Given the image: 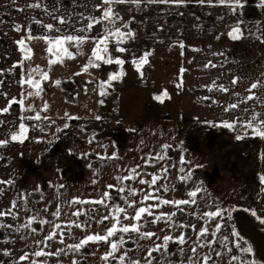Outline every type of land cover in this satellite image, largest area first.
Masks as SVG:
<instances>
[{
	"label": "crops",
	"instance_id": "0c3cea01",
	"mask_svg": "<svg viewBox=\"0 0 264 264\" xmlns=\"http://www.w3.org/2000/svg\"><path fill=\"white\" fill-rule=\"evenodd\" d=\"M37 3L40 7H28ZM100 3L101 0H0V109L8 106L13 98L23 101V106L13 103L8 112L0 113V139H9L7 145L0 146V180L14 181L13 184H0V189H3L0 192V211L12 208L13 200L17 205L12 208L14 215L0 217V264H42V257L34 255V252L43 248L45 241L42 229L45 213L42 212H51L49 207L61 209L75 206L74 199L48 198V194L57 197L59 192L65 188L70 189L72 185L65 183L60 172L66 160L85 163L83 168L90 180L87 186L94 176L112 175L113 171L107 167L87 169V154L94 153L92 147L87 148V133L95 131L93 128L99 130L101 120L112 121L114 125H111L116 126L124 118L133 117L135 111L139 112L141 104L150 110L155 109V97L165 90L167 96H162L163 145L168 144L170 147L163 149V156L169 160L173 156H178L180 160L183 157L185 162L181 163L179 173L187 175L191 171L192 181L173 183V171L168 167L166 178L165 173L163 174V182L152 186L160 188L154 195L162 199L182 200L189 199L187 193L197 187L201 191L195 197L196 204L179 207L161 205L152 209L156 214L174 212L172 228H169L165 220L152 223L154 217L147 214L142 221L137 222L142 226L141 231L155 232L160 237L165 234L173 237L181 233L185 235L184 245L170 242L168 254L154 252L153 264H181L182 261L183 264H188V257L192 255L190 249L193 241L198 240L197 232L201 227H207L209 231L199 238L198 243L205 246L197 247L198 257L194 259L203 257L211 250L209 264H241L242 254L248 256L247 264H264V182L260 179L264 176V138L252 135L251 129H247L249 134L241 140L235 139L236 134H231L233 132L228 135L229 146L234 144V149L228 151V155H232L231 159L234 161L239 159L240 163L248 165L252 161V153L248 151L256 145L253 148L257 149L253 152L256 166L254 175L258 174L259 180L254 176L255 182H251L248 168L242 170L244 173L240 176L241 172L227 171L228 167L221 170L223 166L218 165L213 166L209 182L202 181L203 176L187 164V159L195 151L189 148L188 140L182 136L181 130L177 133L181 127L193 124L194 120L213 118L218 119L222 125L223 119L220 116L226 112L227 122L237 121L239 118L235 129H241L240 135L245 131L243 122L250 120L256 113L264 117V0H239L235 11L232 5L219 4L217 0H213L211 4L207 0L203 4L198 0H184L182 4L161 3L159 0L151 3L149 0H141L139 5L114 4L112 7L120 17L114 24L102 21L94 24L90 30L80 31L90 23L87 17H100L101 10L95 7ZM60 18L65 22L61 23ZM48 24L53 25V28H46L45 25ZM237 24L243 35L240 39L233 40L228 32ZM16 26L20 27L19 31ZM117 27L126 35L108 36L107 52H99L104 59L96 60L92 57L93 49L97 46L96 38L106 32H114ZM65 35L88 37L79 46L74 42L63 45V48L72 53V58L59 50V46L50 45L49 40L45 39L48 37L54 40ZM20 40L25 41L23 51L22 46L17 43ZM50 47L53 48L52 52L48 51ZM100 47L103 49L105 46ZM119 48L126 51L120 52ZM146 53H150L147 62H150V58H180L178 70L163 76L162 87L152 83L155 75L149 71L136 70L130 66L134 59L139 61ZM25 56L30 58L26 59ZM109 56L113 61L116 58L123 60L121 67L125 71L123 77L119 81L116 79L111 85L105 83L109 73L106 69H112L115 63L105 62ZM20 61L22 64L18 63ZM85 65H89L88 69L82 71ZM33 69L38 70L33 72ZM29 73L34 80L39 81V95H35L36 88L21 83L28 78ZM42 73H47L48 79H42ZM235 78L239 79L233 84ZM126 79H130V82L124 84ZM257 82L259 86L250 93L251 84ZM250 94H254L257 99L246 100ZM103 96L106 98L103 99ZM232 104L239 106L229 108ZM105 109L110 113L98 121L87 117V114ZM188 111L195 113L189 115ZM183 113L186 117L182 116ZM37 114L40 116L39 120L29 119ZM21 123L27 126V138L23 143L11 141V132H18ZM173 126L180 128L173 130ZM189 141L193 142L192 138ZM236 145L239 146L236 148ZM50 158H54L56 164L43 166V160ZM181 168L184 172L180 171ZM92 185L94 192L117 189L115 183L107 181ZM108 185L114 187L109 188ZM162 186H166L168 190L165 191ZM126 189L136 190L135 196L128 194L131 195L130 201H137L136 207L157 202L148 200L140 203L143 195L151 190L147 184L133 183ZM94 195H91L89 201L96 207L88 208L84 229L87 228V235L97 232L103 235L116 222L113 218L115 211H112L108 220L98 223L108 214L104 210L105 203H96L103 198L102 195ZM120 207L126 208L129 216L134 215L135 208H128L124 204ZM216 211H221L222 215L212 218L202 216L204 212ZM53 212L52 210L50 217H53L51 219L54 224L64 222V218L56 221ZM119 217L120 225L130 223L124 219L123 213ZM30 218L31 225L21 227ZM67 221L70 219L67 218ZM75 223L72 224L73 227L76 226ZM217 223L221 228L213 236ZM181 224L195 227L175 226ZM121 236L125 243L115 256L118 258L127 251L128 257L124 264H128L130 259L146 264L147 249L162 243V239H142L134 232H117L116 236L109 239L118 241ZM224 236L228 240L221 242ZM209 240L212 241L211 245L207 244ZM239 242L241 247L250 248L251 251L242 252L236 247ZM180 248L184 249L183 256L180 255ZM229 248L232 249L231 252L228 251ZM5 250L10 255H4ZM110 250L109 243L89 242L84 264H119L118 259L109 257L105 261L101 258ZM217 252L221 255L217 256ZM25 253L28 254V259L19 260ZM233 255L239 256L240 260H231ZM40 259L42 260L38 262Z\"/></svg>",
	"mask_w": 264,
	"mask_h": 264
},
{
	"label": "rangeland",
	"instance_id": "374dc122",
	"mask_svg": "<svg viewBox=\"0 0 264 264\" xmlns=\"http://www.w3.org/2000/svg\"><path fill=\"white\" fill-rule=\"evenodd\" d=\"M251 57H253V55H251ZM150 59L152 61L150 60V62L142 64L139 69H137L136 64L133 62L130 66L133 69L144 72L149 71L155 75V77H153L152 83H156V85L160 87H162L163 84V76L166 77L167 74L170 75L176 72L175 69L178 70L177 67L180 65V58ZM106 70H109L108 79L106 82H108L110 85L112 82L114 83V81H116H109L110 74H118L119 78L117 81H119L125 74L121 64L114 63L112 69L108 68ZM129 82L130 79H126L123 83L126 84ZM160 96H162V94ZM143 97L145 98V96ZM105 98L106 96H103V99ZM178 98H180V96H178ZM178 101L179 100L177 99V102ZM156 102V108L153 110H150L147 106L144 107V104H141L139 112L135 111L137 113L134 112L133 117L124 118L121 123H118L116 126L111 125H114V123H111L112 121L108 122L101 120L99 125L102 126L99 128V130L97 128H93L95 131H92V133H87V148L92 147V150L94 151V153L90 152L87 154V169L107 167L110 171H113L112 175L94 176L96 180L95 178H92L93 181H91L89 186H87V183L90 180L87 173L85 174V170L83 168L85 163L78 160H66V164L62 166L60 172L63 174L65 183H71L72 185L70 186V189L65 188V190L59 192L60 195L56 194L57 197L52 194H48V198H70L79 202H75V206L70 208L64 207L58 209L56 207H49L51 212H46V210L42 212L45 213L44 222L42 225L45 237L51 235L53 231L56 232V235L53 239H45L42 248L43 251L46 253H55L58 249H63L59 255L41 256L43 259L42 264H52L53 262L59 264H72L73 261H76V264H84V258L87 256V245L79 250H75L70 246L78 244L80 240L87 235V228L84 229V223H87V211L90 207H96L95 204H92L89 201V199H91V195L95 196V193L102 195L105 192L109 194V197L102 196L105 203L104 210L109 216L112 211H115V206H120L121 204L127 205V202L131 200V195H128L130 194L129 189H126L130 188L131 184L139 183L140 179L150 181L152 178L151 174L153 173L161 176V179L158 180L157 183H162L164 174L161 171L162 168H172V182H181L179 179V177L182 176V174L180 175L179 173L181 160L178 158V156H173L171 160L167 158H164L163 160L156 159L157 154L163 155L162 145L164 140L162 99H156ZM109 113L110 111L105 109L101 112L95 111L94 114H87V117H91L92 121H98L100 118L108 115ZM191 113H195V111H188L189 115ZM182 116L186 117L185 113H183ZM97 117H99V119H97ZM220 118L223 119L222 122L227 121L226 112H224L223 116L221 115ZM217 120L218 119L213 120V118L204 121L194 120L193 124L183 126L181 128L179 127L180 129L173 126V130L179 129L177 130L178 134L181 130L182 136L186 137L188 140L189 148L192 151H195L194 155L190 159H187V164L192 168V170L197 171L201 176H203L202 181L210 182V179L212 178L211 173L212 170H214L213 166L218 165L223 166L221 170L228 167L227 171L233 170L232 172L235 171L236 173H239L242 170H247L248 168L247 171L248 175L252 179L251 182H255L254 176L256 180H259L258 174L254 175L256 166L254 165L255 158L253 156V152L257 149L253 148H255L256 145H254V147L250 148L248 151L249 153H252V161H250L248 165H246V163H240L239 159H236L235 161L232 160V155H228V151L234 149V144H232L233 146H229L228 135H239V130L241 129L234 128L230 131L228 128L221 126V123ZM182 124L185 125L184 123ZM108 125H110V127ZM93 135H95V137H93ZM190 138H192L193 142L189 141ZM238 146L236 145V148ZM117 150L122 151L123 153H119ZM113 154H115V156ZM174 154L175 153L173 151V155ZM145 160H148L149 162L145 163ZM43 161V166L49 163L56 164V160L54 158ZM137 165L140 167L137 168ZM197 165H199V167H197ZM134 168L136 169V172L140 174L139 176H135L133 179H116V177H127L129 175H134L131 172V170ZM243 173L241 172L239 175L243 176ZM106 181L110 184L112 182L115 183L117 189L105 191L96 190L95 192L93 191V183H104ZM187 181L192 180L189 179ZM120 187L124 188L125 190L120 192ZM52 210L54 211L53 213L57 212V210L60 212L59 216H55L56 221H60L64 218V222L58 223V225H60L59 228H55V225L57 224H54L53 219H51L53 217H50L52 216ZM67 210H69V212H62ZM76 212H79L80 215H74ZM234 217L236 218V216ZM67 218H69L70 221L73 220V222H76V225L80 224L81 226L73 227V223L67 221ZM235 218L232 219L234 223ZM42 259H40L38 262H40ZM241 259L247 264L248 256L246 254H242Z\"/></svg>",
	"mask_w": 264,
	"mask_h": 264
},
{
	"label": "snow or ice",
	"instance_id": "6c2138e0",
	"mask_svg": "<svg viewBox=\"0 0 264 264\" xmlns=\"http://www.w3.org/2000/svg\"><path fill=\"white\" fill-rule=\"evenodd\" d=\"M149 2H156V0H149ZM159 2L161 3H167V2H172V3H177V4H182L184 3V0H159ZM199 3L203 4L206 2V0H198ZM213 2V0H207V3L211 4ZM217 2L219 4H230L233 6V11L236 10V5L239 4V0H217ZM123 3H132V4H136L139 5L141 3V0H101L100 4H97L95 7L99 10H101V15L99 18L91 16V17H87V19L90 21V23L87 24L86 29H81L80 31H86V30H90L94 24L97 23H101L102 21H109L110 23L114 24L116 19H120L119 17V13L115 12L113 9V5L114 4H123ZM28 7H40V5L37 4H31L28 5ZM60 22L64 23V19L60 18ZM46 28L48 29H52L53 25L48 24L45 25ZM16 30L19 31L20 27L16 26ZM126 34L120 31V28L117 27L115 29L114 32H106L105 35L96 38L97 39V46L93 49L92 52V57H94L96 60H100V59H104L101 55H99V52L102 50L104 52H107V40H108V36H117V37H124ZM127 35H131V33H127ZM228 35L233 39V40H238L241 38V36L243 35V33L241 32L240 26L239 24H237L236 26L232 27L231 31L228 32ZM29 38H32L29 35ZM45 39L49 40V44L53 45V46H59V50L63 51L69 58H72V53L68 52L67 48H63V45L66 42H74L77 46H79L80 44H82L86 39H88V37L85 36H74V35H65L63 37H57L54 40L53 39H49L48 37H45ZM18 44H20L22 46V51L24 50L23 45L25 43L24 40H20L17 41ZM101 45H104L105 47H103V49H101ZM183 46V45H181ZM49 52L53 51V48L50 47L48 49ZM118 51L120 52H124L126 51V49L124 48H119ZM150 55V53H146L143 57H141L139 59V61L137 60H133V63L136 64L137 69H139V67L144 64L147 63V56ZM25 58H30L28 56H25ZM53 63H55V61H52ZM106 63H113L115 62L116 64H123L124 61L116 58L115 61L112 60V58L109 56V58L105 61ZM20 64H22V61L18 62ZM211 63V62H209ZM90 64H91V59H90ZM89 65H85L82 69V71H87ZM93 66H98V65H93ZM207 67V65H206ZM38 69H33L32 71H37ZM79 74V73H78ZM42 79H48V74L47 73H42L41 74ZM119 78L118 74H110L109 77V81L111 80H116ZM239 78H235L233 79L232 83L235 84L237 83ZM21 83H27L30 86L34 87L37 89V91L35 92V95H39L40 93V84L38 80H34L32 78L31 73H29L28 78L26 80H22ZM58 83V82H57ZM107 83V82H105ZM180 85H178L179 87ZM259 86V82L257 83H252L251 87L249 89V92L251 93L252 89H256ZM222 87V86H221ZM224 91H227V89H223ZM102 95L104 93H101ZM29 95H32V93H29ZM162 96H167V91L165 90L162 93ZM162 96H156L155 98L160 100L162 99ZM252 99H257V97H255L254 94H250L249 96L246 97V100H252ZM13 103H20L23 106V101L19 100L17 101L15 98H13L12 100L9 101L8 106L0 109V113H6L9 111L11 105ZM101 103H103V101H101ZM239 105L238 104H232L229 106V108H237ZM226 111L228 110L227 108L225 109ZM245 111H248L247 109H245ZM258 117H260L258 119ZM40 119L39 114H37L35 117H31L29 119ZM97 119H99V117H97ZM239 120V118H237V121ZM237 121H233V122H222L223 127L228 128V129H234L236 126ZM0 123H2V121H0ZM211 123V122H208ZM65 127H67V125H65ZM242 127L245 129L244 131V135H236L235 139L237 140H241L243 139L245 136H247L249 133L247 131V129H251V134L254 136H258V137H262L264 138V117H261V115L259 113H256L252 116V118L250 120H247L245 122L242 123ZM27 126L23 123H21L19 125V131H13L10 134V140L11 141H19L21 143L24 142V139H26V133H27ZM59 130V129H58ZM9 143V139H0V146H5ZM170 147V145L168 144H164L162 145L163 149H168ZM115 155V154H113ZM156 159L159 160H163L164 156L163 155H159L157 154ZM148 160H145V163H148ZM184 158L181 157V163H184ZM137 168H139L140 166L137 165ZM197 167H199V165H197ZM161 171L163 173H165V177L166 178V174L168 169L167 168H162ZM181 172H184V169L181 168L180 169ZM131 172L134 175H129L127 177H116L117 180H123V179H133L135 178V176H139L140 174L138 172H136V169H132ZM152 178L151 180H145V179H140L139 183L141 184H147L149 185V188L151 189L150 191H147L141 200V204L143 203V201H148V200H155L157 201L155 204H149L147 206H139L136 207L137 201L132 200V201H128L127 202V207L128 208H135L134 211V215L129 216L127 214V209L124 207H120V206H115V215H114V219H115V223H113L110 227H108L105 230V234H100L99 232L95 233V234H89L86 235L83 239L80 240V242L78 244L75 245H71L70 247L75 249V250H79L81 248H83L85 245H87L89 242H106L109 243L110 245V251H107L104 256H102L101 258L104 259L105 261H107L109 259V257H112L113 259H118L119 260V264H124L126 257H128V252L124 251L123 254H121L118 258L115 256V253H117L120 248L123 246V244L125 243L124 241V237L121 236L119 238L118 241H110V237H114L116 236L117 232L120 233H130V232H134L137 233L140 238L142 239H148V240H152L153 237H156V239L161 240L162 239V243L160 244H155L154 247L148 248L147 249V256H146V264H153V260L155 259V257L153 256L154 252H162L163 254H168L169 253V244L170 242H176L179 243L180 245H184L186 243V238L185 235L183 233H181L179 236L177 237H173L170 234H165L162 237L158 236L157 233L155 232H150V231H141V224L137 223L140 222L144 219L145 214H147L148 216H153V220L152 223H156L157 221L160 220H165L166 223H168L169 228H172L174 226V221L172 220V217L175 216V213H165V212H161L159 214H156L152 211L153 208H159L161 207V205H176L177 207L181 206V205H189V204H196V199L195 197L197 196V193L201 191L200 187H197L195 190L189 191L187 193V196L189 197V199H182V200H169V199H162L160 196L158 195H154L155 192H159L160 188L156 187V188H152V186L157 184V181L161 179V176L153 173L151 174ZM179 179L181 181H187L189 179H191V171L188 172L187 175H182L179 177ZM261 182H264V176L260 177ZM14 181L13 180H0V184H13ZM109 188H113L114 185H108ZM164 187V190L167 191L168 188L166 186H162ZM3 189H0V192H2ZM120 192L124 191V188H120L119 189ZM129 192L131 195L135 196L136 195V190L135 189H129ZM103 197H109L108 193H103L102 194ZM74 202H79V201H74ZM96 203H104V199L102 198L99 201H96ZM16 205V201L13 200L12 201V208H15ZM12 208H9L7 211H0V217L6 216V215H14V213L12 212ZM181 211H183V209H181ZM123 213L124 214V219L125 220H129L130 223L126 224V225H120V217L119 214ZM54 216H59L60 212L59 210H57V212L53 213ZM74 215L79 216L80 213L76 212L74 213ZM222 212L221 211H216V212H204L202 214L203 217H217V216H221ZM109 216H103L101 218L100 221H98V223H102L104 220H108ZM135 221V222H132ZM44 221H42L43 223ZM264 222V221H262ZM32 223V219L30 218L27 222V224L25 225H21V227H28L29 225H31ZM70 223H74L73 221H70ZM118 225H120L118 227ZM2 226V225H0ZM77 227H80L81 225H76ZM176 227H180V228H184L187 226L190 227H195L194 225H175ZM11 227V226H9ZM60 225H55V228H59ZM221 228V225L219 223L216 224L215 227V231L212 233L213 236H215L216 231H219ZM33 231H35V229H33ZM209 229L207 227H201L199 229V231L197 232V237L198 240L197 241H193V246L191 247L190 251L192 253L191 256L188 257V264H209V261L211 260V250L208 254H205L203 257L201 258H196L194 259V257H198V253H197V247H204L205 245L203 244H199V238L204 237L207 233H208ZM56 232L53 231V233L47 237H45V239L47 240H51L55 237ZM228 237L224 236L221 238V242L223 241H227ZM212 241H207L208 245H211ZM236 247L240 248V250L242 252H250L251 249L250 248H244L241 247L239 245V243L236 244ZM63 251V249H58L55 253H46L44 252L42 249L39 251L34 252V255L36 257H41V256H45V255H59L61 252ZM180 255L183 256L184 255V249L180 248ZM229 252L232 251L231 248L228 249ZM4 255H10V253L5 250L4 251ZM217 256L221 255V253L217 252L216 253ZM28 259V254L25 253V255L20 256L19 260L23 261V260H27ZM231 260L236 261V260H240L239 256H235L233 255L231 257ZM72 264H76V261H73ZM128 264H141L140 260H129ZM181 264H183V261L181 262ZM241 264H245L244 261H241Z\"/></svg>",
	"mask_w": 264,
	"mask_h": 264
},
{
	"label": "flooded vegetation",
	"instance_id": "af4514ba",
	"mask_svg": "<svg viewBox=\"0 0 264 264\" xmlns=\"http://www.w3.org/2000/svg\"><path fill=\"white\" fill-rule=\"evenodd\" d=\"M237 220V219H236ZM257 255V254H256ZM258 259H260L259 257H258ZM261 260V259H260ZM264 262V261H263Z\"/></svg>",
	"mask_w": 264,
	"mask_h": 264
}]
</instances>
